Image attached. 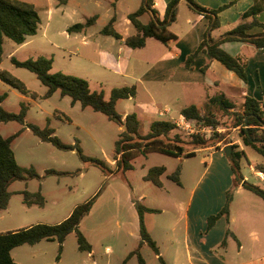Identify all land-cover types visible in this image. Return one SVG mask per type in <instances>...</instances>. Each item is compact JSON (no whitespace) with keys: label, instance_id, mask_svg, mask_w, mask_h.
Returning <instances> with one entry per match:
<instances>
[{"label":"rangeland","instance_id":"rangeland-1","mask_svg":"<svg viewBox=\"0 0 264 264\" xmlns=\"http://www.w3.org/2000/svg\"><path fill=\"white\" fill-rule=\"evenodd\" d=\"M24 1L31 2L37 7L41 21L35 34L27 36L20 44L5 37L2 43L0 69L11 72L38 96L34 99H24L20 92L0 80V93L5 94L1 107L10 112H17L21 105L26 108L24 122L1 121L0 134L7 136L21 129L10 143L15 160L24 169L31 167L40 178L15 180L9 185L11 195L7 207L0 210V232L39 222L48 224L60 222L75 205L94 195L95 198L78 226L91 245V253L78 250L75 234L71 232L62 242L58 261L55 259L58 253V244L55 240H42L34 245L24 244L14 248L12 252L14 261L18 260L24 264H139L135 256L131 258L125 256L126 251L136 240L138 223L133 202L157 209L156 212L145 214L144 217L154 240L161 246L160 250L168 253L171 249L169 241L174 239L177 241L181 237L178 228L171 230L170 227L173 222L175 224L181 219L191 187L199 178L201 183H205L206 179L214 176L210 170L203 173L205 162H208V150H196L194 155L188 157L173 156L155 150L139 151L129 160L130 169L126 171L121 168L114 169L113 143L121 129L118 124L89 106L82 107L79 102L71 103L69 96H62L57 90L48 97L40 96L44 94L46 87L35 74L15 66L10 61L11 56L23 60L44 55L51 58L52 71H61L86 79L89 88L102 91L105 99L113 87L139 86L136 79L132 78L138 75L141 69L140 65L133 61L135 57L132 60L135 68H131V71L127 69L126 64L120 67L115 65L116 43L110 62L97 55V39L106 37L99 33V29L113 12L109 0H77L78 5H62L58 4V0ZM138 4L139 0H121L116 10L117 17L122 19L126 12L134 10ZM93 14H97L99 18L88 27V30L86 29L90 34L86 38L89 45L81 44L82 32H67L65 26L84 21ZM140 18L145 21L146 15ZM150 41L155 42L153 39ZM129 50L132 51L131 48ZM190 100L200 107L203 106V101L196 97V94L193 99L181 98L173 101L162 96L157 98L156 102H152L146 93L139 89L138 95L118 99L115 111L121 115L135 112L139 118L138 132L144 134L151 120L145 113H150L151 116L155 107L168 106L171 109L169 114L177 117L179 106L189 104ZM212 109L221 121L228 120V117L216 108ZM28 123L39 128L46 126L53 129V134L63 143L76 142L83 154L106 160L110 171L104 172L97 166L81 161L74 149H59L49 142L42 141L26 126ZM218 129L216 132H223V136L215 141L214 145L218 142L225 145L229 143L242 145L239 149L243 150L244 154L236 160L237 173L243 176L246 182L261 185L255 174L259 167L254 165L256 162L264 168V158L253 148L241 144L237 128L226 129L218 126ZM180 130L178 133L184 141H188L191 135L196 134ZM210 135L212 133L207 134ZM157 165L165 167V173L160 176L161 187L143 179L147 170ZM251 165L253 168H250ZM177 168H180V184H175L166 177V174ZM46 169H53L57 173L44 174ZM216 173L222 175L220 170ZM24 188L29 192L39 191L44 198V205L26 206L19 193ZM147 232L150 234L149 230ZM240 234L245 238V233L241 231ZM139 253L144 264H160L148 245L141 246Z\"/></svg>","mask_w":264,"mask_h":264},{"label":"trees","instance_id":"trees-1","mask_svg":"<svg viewBox=\"0 0 264 264\" xmlns=\"http://www.w3.org/2000/svg\"><path fill=\"white\" fill-rule=\"evenodd\" d=\"M66 0H58L63 3ZM115 1L111 2L112 7ZM188 6L198 13H202L208 18L209 29H213L219 25L217 20V12L227 6V4L220 5L216 8H206L199 5L193 0H185ZM177 0H170L166 4V8L162 18L159 17L158 11L153 7L152 0H141L140 5L127 14V18L131 22L134 32L124 37V44L131 48H139L144 46L147 37H153L159 42L166 44L175 36L168 30V25L175 19V6ZM261 10L257 4L251 5L241 14V19L251 17L249 21H241L237 23L232 29L223 33L219 39H212L208 36V31L203 35L194 51L189 54L185 60L188 64L198 52L206 53L210 58L218 60L227 69L232 70L242 80H246L245 61L239 57L232 56L223 50L219 44L227 40H241L252 43L256 47L264 46V22L256 19L255 15ZM143 13H148L150 18L147 22H142L139 16ZM96 14L87 17L83 22H74L69 25L67 32L81 31L83 28L94 23ZM115 16L112 15L109 20L100 29V32L105 35H111L114 38H121V34L113 28ZM41 19L37 7L24 0H0V62L2 61L3 39L9 38L13 42L20 44L24 42L26 36L35 34ZM253 26L262 28L260 32L248 33L247 31ZM10 61L17 67L25 68L33 72L36 78L42 85L46 87V91L42 97H48L56 90L60 95L69 96L71 103L79 102L82 107L89 106L94 111L103 113L108 119L114 121L121 128L118 137L114 140V169L126 171L131 168L129 160L135 153L139 151L145 152L155 150L173 156H192L194 149L199 147L213 146L215 141L221 139L223 132H216L218 126L227 128H237L238 138L244 146L253 148L258 154L264 158V142H253L251 139L264 140V108L261 102L254 97L244 95L241 101L237 102L235 99L226 97L223 93H216L207 97L204 106L200 107L196 104H188L182 107L179 114L186 119H193L200 123L210 126L212 128V135L204 136L200 134L191 135L188 141H184L178 133L177 125L170 119H156L150 122L148 130L144 134L138 132L139 119L135 112H129L121 115L115 111V103L120 98H125L128 95L135 94V86H120L110 89L108 98H104L102 91H95L89 88L88 81L82 77L61 71H51L52 60L44 55H38L34 58H26L19 60L13 56ZM0 80L16 89L23 95L31 98H36L38 94L29 89L25 83L14 76L6 69H0ZM5 98L4 93H0V122L4 121H18L24 122L26 108L21 105L17 112H10L1 107V102ZM212 107L216 108L221 114L228 117L227 121H221L218 114L213 111ZM26 126L39 139L49 142L59 149L75 150L81 161L90 165L99 167L104 172H109V164L106 160L96 157L88 156L82 153L76 142L66 144L55 136L54 130L49 127L39 128L37 125L28 123ZM21 129L15 133L2 136L0 134V210L7 207L11 191L9 185L15 180H25L27 178H40V176L31 168L24 169L19 166L15 160L10 143L14 136H16ZM188 146L190 148H188ZM232 150L229 157L231 172L233 174L234 185L240 184L243 181L238 171V164L236 162L244 151L238 148V144H231ZM255 167H262L258 164ZM257 169V170H258ZM44 174L57 173L53 169H46ZM165 172V167L162 165L152 166L143 175L144 180L152 182L154 185L161 186L160 176ZM180 168L173 170L166 174V177L176 184H180L179 179ZM242 186L252 191L264 201V189L259 185H254L242 182ZM19 193L22 196V202L26 206L37 205L42 207L44 205V198L39 191L29 192L25 188L21 189ZM232 193L226 192L223 206L214 214H211L206 219V228H209L219 216L228 218V203L231 199ZM95 195L85 200L84 202L75 205L70 213L60 222L54 224L35 223L23 228L8 230L0 232V264H20L13 260L10 255V250L21 244H34L40 240L57 241L58 253L55 259L59 258L61 252L62 242L67 234L73 232L75 234L77 248L80 251H90L91 245L78 226L80 220L85 216L93 202ZM138 214V232L139 244L137 248L129 252L126 256L136 254L139 264H143L138 248L140 244L146 243L152 248L155 254H158V249L155 241L148 234L144 222L143 212H156L155 208H147L139 202H134ZM157 259L160 264H167L164 259L158 254Z\"/></svg>","mask_w":264,"mask_h":264},{"label":"crops","instance_id":"crops-1","mask_svg":"<svg viewBox=\"0 0 264 264\" xmlns=\"http://www.w3.org/2000/svg\"><path fill=\"white\" fill-rule=\"evenodd\" d=\"M112 1L109 0V4L113 12L108 15L104 24L114 15L113 28L122 37L117 39L111 35L102 34L100 32L102 26L99 29V33L106 37L104 39H97V55L102 56L103 60L110 62L113 58L112 52H114L113 47L116 43L114 63L117 67L126 64L127 69L132 71L135 68L133 61H136L140 65V73L132 77L139 83V86L134 85L135 94L138 95L139 89H141L152 102H156V99L162 96L173 101H178L181 98L193 99L196 94V97H199L203 101V106L207 101V97L216 93H223L226 97L235 99L237 102L241 101L244 95H248L259 100L264 108V46L256 47L252 43L241 40H227L219 44L230 55L239 57L245 61V81L238 77L235 72L227 69L218 60L210 58L206 53L201 51L188 64H185L187 56L194 51L205 32L208 31V36L216 40L223 33L232 29L237 23L249 21L251 17L241 19V14L251 5L257 4L261 7V10L255 17L260 22H264V0H193L206 8H216L227 4L225 8L217 12L219 25L210 30H208L207 17L191 9L185 0H177L175 19L167 27L175 37L166 44L159 42L153 37H147L144 46L139 48H131L124 44V37L133 33L134 29L127 18L129 12H126L122 19L117 17L116 10L121 0H116L114 7L111 5ZM152 1L153 7L158 11L159 17L162 18L166 4L170 0ZM140 3L141 0H139L138 6ZM58 4L78 5L79 3L77 0H66L63 3L58 2ZM145 15L146 20L142 21L140 17ZM98 18L99 16L96 14V19ZM149 18L148 13H143L139 16L142 22H147ZM68 26H65V29ZM89 26L83 28L81 31H75L82 32L81 44L89 45L88 39H86L90 36L86 31ZM261 30V27L253 26L247 32L257 33ZM152 39L156 43L150 41ZM4 41L5 38L3 39V43ZM134 57L135 59L133 60ZM21 97L32 99L23 94H21ZM188 103L195 104L193 100H190ZM182 107L184 106H179L177 116ZM165 110L167 112H164ZM162 112L164 113L162 114ZM170 112L171 109L168 106H164L163 108L155 107L151 116L150 113H145L149 118L151 117L148 126L151 121L156 119L174 118L169 114ZM223 146H225L224 143L220 144L218 142L213 146L194 149L195 152L200 149L208 150V162H205L203 173L210 170L214 176L206 179L205 183H201V179L199 178L191 187L185 208L181 213V219L177 220L175 224L173 222L170 227L171 230L178 228L181 232V237L180 239L178 238L179 241H175L176 239L169 241L168 245L171 249L168 253H163L160 250L161 246L154 240L146 224L145 214L154 212H143L145 228L147 231L149 230L150 237L155 241L158 254L167 264H264V201L252 191L242 186L244 180L240 184L234 185L229 157L226 158L223 155ZM241 147L242 145L238 146V148ZM250 168H253V166L251 165ZM261 169L264 170V168ZM219 170L222 171V175H217L216 171ZM258 180L262 183L259 186L264 189V180ZM227 191H232L231 199L228 203V218L226 219L223 215L219 216L209 228H206L207 217L216 213L223 206ZM145 207L153 208L149 206ZM136 221L138 223L137 211ZM138 228L139 224L135 234L136 240L126 251L125 256L137 248L139 244ZM241 231L245 233V238L241 236ZM144 244L146 243L140 244L139 248ZM18 246L10 250L13 260L12 252ZM91 251L90 247V251L86 252L89 254ZM158 254L154 253L156 258ZM132 256L137 258L136 254H131L128 258ZM59 259L60 257L56 261ZM17 263L24 264L21 261Z\"/></svg>","mask_w":264,"mask_h":264},{"label":"built area","instance_id":"built-area-1","mask_svg":"<svg viewBox=\"0 0 264 264\" xmlns=\"http://www.w3.org/2000/svg\"><path fill=\"white\" fill-rule=\"evenodd\" d=\"M164 112H167V110H165ZM164 112H162V114ZM170 120L174 121V123L177 125L178 130L180 129L188 130L189 133L192 134L196 133L207 136V134L212 133L213 131L210 126L204 125L199 121H195L193 119H186L181 114H179L177 117L170 118ZM215 130H219V129L216 128ZM255 174L258 176L259 179L264 180V170L262 169L255 170Z\"/></svg>","mask_w":264,"mask_h":264},{"label":"water","instance_id":"water-1","mask_svg":"<svg viewBox=\"0 0 264 264\" xmlns=\"http://www.w3.org/2000/svg\"><path fill=\"white\" fill-rule=\"evenodd\" d=\"M251 141H253V142H264V140H262V139H251ZM231 150H232L231 144H227V145L222 147V152L226 157H230Z\"/></svg>","mask_w":264,"mask_h":264}]
</instances>
